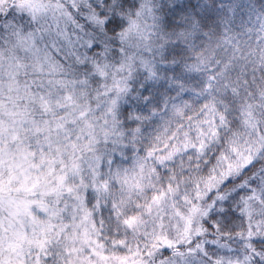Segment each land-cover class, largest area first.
<instances>
[{
	"label": "trees",
	"instance_id": "obj_1",
	"mask_svg": "<svg viewBox=\"0 0 264 264\" xmlns=\"http://www.w3.org/2000/svg\"><path fill=\"white\" fill-rule=\"evenodd\" d=\"M45 6L52 12L46 17L57 19L60 48L55 42L45 48L38 44L49 57L39 60L40 52L28 56L33 86L26 85L27 75L13 79L18 113L26 110L43 129L34 135L30 164L11 169L5 159L0 161V239H15L18 253L28 251L20 264L79 259L65 250L68 241L61 246L59 230L48 229L52 215L74 196L59 190L71 147L61 143L64 161L56 164L60 150L51 141L59 134L76 139L84 123L111 129L109 139L120 142L107 143L115 157L105 169L111 195L101 199L100 187L86 190L87 208L93 212L100 201L99 217L111 233L122 225L120 214L139 212L122 199L128 197L120 183L125 171L143 163L156 170V192L186 191L221 167L235 139H254V162L201 199L189 232L172 244L157 245L155 262L148 264L187 258L202 264H264V0H49ZM54 65L58 78L52 76ZM38 66L41 75L33 72ZM56 78L59 84L49 82ZM9 82L1 80L0 86ZM37 139L45 144L36 146ZM166 139H173L170 152L175 146L176 155L149 165V156L165 154ZM96 141L95 150L101 152L106 146L99 149ZM23 142L0 139V151L19 154ZM80 146L77 142L76 149ZM45 186H58V191ZM250 191L254 201L246 197ZM247 200L254 205L252 216L245 213ZM59 215L60 225L69 222L66 212ZM245 216L250 226L254 220L252 236Z\"/></svg>",
	"mask_w": 264,
	"mask_h": 264
},
{
	"label": "rangeland",
	"instance_id": "obj_2",
	"mask_svg": "<svg viewBox=\"0 0 264 264\" xmlns=\"http://www.w3.org/2000/svg\"><path fill=\"white\" fill-rule=\"evenodd\" d=\"M48 1L0 0V81L5 79L9 82L12 80L11 83L0 86V139L26 140V142H23L24 146L21 150L22 152L19 151V154H10L9 150L0 151V161L5 159L11 169L16 167L21 169L24 164L31 163L35 156L32 151L35 143L34 135L43 129L41 125H37V122L27 117L26 110L22 116L18 113L19 101L14 94L16 87L13 79L14 77L18 79L19 76L23 79L24 75H27L29 82H26V85L33 86V81L31 80V74L33 73H29L32 67L28 65V56L34 58L36 53L40 52L39 60L49 57L42 48H36V45L39 44L44 48L45 46L50 47L53 42L56 43L55 40L59 37V31L55 28L57 19L51 21V18L46 17L47 14H52L47 8L48 6H45ZM69 1L72 4L84 2V0ZM56 12L60 15V11H53V14H56ZM56 45L60 48L57 43ZM54 67L57 66L54 65L52 67V71H56L52 76L58 78L59 70L58 68L54 69ZM24 69L25 71H23ZM42 70L38 66L34 68L33 72L40 74ZM23 72L27 73L23 74ZM57 78L52 79V81L54 80L53 82H49H57L59 84ZM3 89L5 96L1 98ZM6 97L12 98L13 101H8ZM14 116L15 121L16 116L20 117L16 123L13 120ZM105 128L100 126L90 128L84 123L77 127V132L78 134L80 133L77 137L78 139H64L69 137V135L65 137L64 134H59L51 141L55 142L60 150L55 154V159H58L55 160L56 164L64 161L60 158L61 154H65L60 149L61 143H66L68 148L71 147L72 154L70 155L72 159H70L69 165L62 175L59 190L70 191L69 197L71 198V193L74 194V200L72 197L71 200L62 203L63 209H59V213L55 212L56 215H52L48 223V229L59 230L58 234H61L58 240L62 241L61 246L68 241L69 245L65 247V250L79 255V259L73 261L74 263L72 264H148V260H152L154 263V250L157 245L172 244L173 241L183 238L189 232L196 217L199 201L205 199L206 195L215 186L227 182L228 178H231L233 174H240L243 169L254 162V158L257 156V146L254 144V139H235L233 146L225 150L221 159V167H217L204 182L198 184V186L186 188V191L173 189L156 192L157 184L153 178L156 170L154 168L152 170L149 166L143 165V163L130 171H125L121 174L124 182L120 181V183L123 186L122 193L125 190L128 193V197L122 199H125L128 207L130 202H132V207L136 206L139 208V212L132 214L127 209L124 215L120 214L118 222L122 218V225L115 228L113 233H111L109 232L111 226H107L102 218L99 217L100 201L96 203L97 208L93 212L87 208L86 203V190L89 187L93 190L100 187V192L97 196L101 199L104 195L110 196V192H112L113 186L108 178L110 171L105 169L107 165L115 162V157L110 155L107 143L110 140L114 144H120V142L118 139H109L108 134L111 129ZM81 134L84 139L79 138ZM96 140L101 142L98 145L99 149H103L106 146L101 152L95 150L94 142ZM172 140L166 139L162 145L163 151L165 152L166 150V152L159 155L160 158L154 159L152 155L149 156V160L151 159L152 161L149 165H161L168 158L171 159L176 155L175 151L177 148L175 146H172V151L170 152V142ZM77 142L82 144L79 149H76ZM12 143L15 142L12 141ZM40 143L45 144L43 140L37 139L36 146ZM187 143L190 146L189 140H187ZM30 181L31 177H29L28 183ZM72 181L75 186H73L74 183H71ZM44 188L50 192L58 191V186L49 190L48 186ZM238 189L240 188L235 190L237 191ZM225 193H231V191H226ZM228 195H222V203L226 201L225 199ZM251 195L253 194L251 193L250 196L248 194L246 196L247 199ZM249 201L254 200L249 199ZM249 201L247 200L244 203L247 207L245 213L248 216H252L254 205ZM64 212H66L67 221L69 222H64L60 225L59 214ZM245 218L247 220V233L252 236L251 233H254V220L251 221L250 226V220L246 216ZM55 223L60 226V229L55 227ZM17 248V240L5 241V239H0V264H20L25 257L23 253H28V251H20L18 253ZM143 256L146 258L143 259ZM193 259L187 258L170 264H202L198 259Z\"/></svg>",
	"mask_w": 264,
	"mask_h": 264
}]
</instances>
